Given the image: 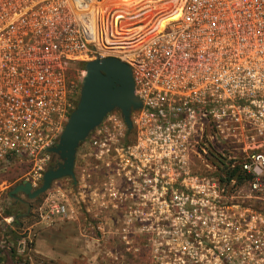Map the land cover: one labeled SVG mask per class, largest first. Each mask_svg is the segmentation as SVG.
I'll return each instance as SVG.
<instances>
[{"label": "built area", "instance_id": "1", "mask_svg": "<svg viewBox=\"0 0 264 264\" xmlns=\"http://www.w3.org/2000/svg\"><path fill=\"white\" fill-rule=\"evenodd\" d=\"M107 58L142 107L131 130L114 110L90 133L38 222L84 215L134 264H264V0H0V172L20 163L42 186L77 65ZM26 229L4 250L30 256Z\"/></svg>", "mask_w": 264, "mask_h": 264}, {"label": "water", "instance_id": "2", "mask_svg": "<svg viewBox=\"0 0 264 264\" xmlns=\"http://www.w3.org/2000/svg\"><path fill=\"white\" fill-rule=\"evenodd\" d=\"M82 80L81 98L77 109L71 114L60 137L59 144L50 152L59 163L48 168L40 188L34 189L24 181L9 193V197L20 201L24 195L35 200L46 194L54 182L71 178L76 183L75 165L77 152L90 133L114 110H120L132 129V111L142 107L135 95V84L131 68L116 58L96 60L86 65V76Z\"/></svg>", "mask_w": 264, "mask_h": 264}, {"label": "rangeland", "instance_id": "3", "mask_svg": "<svg viewBox=\"0 0 264 264\" xmlns=\"http://www.w3.org/2000/svg\"><path fill=\"white\" fill-rule=\"evenodd\" d=\"M76 70L78 73H75L74 76L79 82H82L86 73V66L82 64L77 65ZM16 177L20 178L19 172ZM54 186L55 188H62V197H69L70 191L74 188L70 178L56 181L53 183L52 188H54ZM15 187L16 186H8V190L3 194L0 200V264H134V262L138 260L136 257L134 258L132 253L124 251L114 250L111 254L109 249L106 248L110 245V242H103L100 240L99 243H91L88 238L89 222L91 221L85 218L84 215L79 216L77 219L62 218L58 220V226H60L61 252L55 260H47L43 256L37 254H30V259V256L20 257L14 252L12 253L11 251L4 250L2 242L8 240L14 244L22 236V233L19 234V227L16 226L14 228L16 231L8 229V224L3 217L4 213L8 210L11 211L13 208L14 212L16 211L17 213L25 215V219L22 218L24 225L37 223L39 221L38 216L33 214L32 210L42 205L48 196L47 192L35 200H29L26 196L20 195V201H22L21 198L24 200L22 203H18L17 206H15L14 203L17 201L9 197L10 191ZM70 203L79 208L74 201H70ZM15 207L17 209H14ZM80 212L83 213L84 210H80ZM99 238L101 239L100 235ZM76 239L77 242H75ZM32 240L34 241L33 238ZM139 260L141 261V259ZM143 260L144 259H142V262Z\"/></svg>", "mask_w": 264, "mask_h": 264}, {"label": "crops", "instance_id": "4", "mask_svg": "<svg viewBox=\"0 0 264 264\" xmlns=\"http://www.w3.org/2000/svg\"><path fill=\"white\" fill-rule=\"evenodd\" d=\"M18 172L20 178L16 177ZM27 172L28 170L25 165L13 163L7 170L0 172V189L5 192L8 190V186L13 187L19 185L26 177ZM21 200L23 201L24 199L21 198ZM22 201H17L14 205L17 206ZM26 230L34 239L31 254L43 256L47 260H55L61 252L60 226H58V220H55L53 224L42 222L31 223V225H27ZM75 242H77V239ZM90 242L94 243L95 241L92 239ZM29 258L31 259V256Z\"/></svg>", "mask_w": 264, "mask_h": 264}, {"label": "trees", "instance_id": "5", "mask_svg": "<svg viewBox=\"0 0 264 264\" xmlns=\"http://www.w3.org/2000/svg\"><path fill=\"white\" fill-rule=\"evenodd\" d=\"M14 209H17L16 207ZM4 217H13L15 219V225L19 227L18 229H21L23 227L22 218H25V215L22 213H17L16 211H13V208L11 211H6L4 214Z\"/></svg>", "mask_w": 264, "mask_h": 264}, {"label": "bare ground", "instance_id": "6", "mask_svg": "<svg viewBox=\"0 0 264 264\" xmlns=\"http://www.w3.org/2000/svg\"><path fill=\"white\" fill-rule=\"evenodd\" d=\"M93 62V61H92ZM86 76V73H85V75H84V77ZM84 80V79H83Z\"/></svg>", "mask_w": 264, "mask_h": 264}]
</instances>
